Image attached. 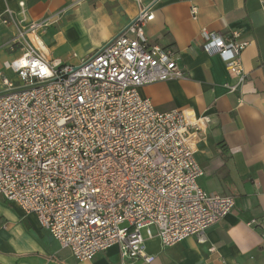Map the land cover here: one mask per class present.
Here are the masks:
<instances>
[{"label":"built area","instance_id":"built-area-1","mask_svg":"<svg viewBox=\"0 0 264 264\" xmlns=\"http://www.w3.org/2000/svg\"><path fill=\"white\" fill-rule=\"evenodd\" d=\"M152 18L150 6H140L119 33L71 65L42 48L37 33L49 18L16 21L8 8L0 15L15 29L8 47L21 51L8 62L15 78L1 76L0 194L79 261L117 245L122 258L150 263L142 231L163 246L190 236L203 244L206 229L235 205L233 196L198 184L203 169L194 153L209 117L160 111L139 93L184 75L176 52L145 34ZM238 35L200 30L202 49L218 54L240 84L249 41Z\"/></svg>","mask_w":264,"mask_h":264},{"label":"crops","instance_id":"crops-1","mask_svg":"<svg viewBox=\"0 0 264 264\" xmlns=\"http://www.w3.org/2000/svg\"><path fill=\"white\" fill-rule=\"evenodd\" d=\"M140 6L153 13L144 26L148 39L171 47L184 75L143 85L139 93L160 111L188 109L209 117L194 153L203 169L198 184L233 196L234 208L206 229L203 244L190 236L163 246L142 231L145 253L154 257L150 263L122 258L117 245L79 261L34 214L0 194V264H264V0H0V15L8 8L16 21L49 18L37 33L47 58L78 65L119 33ZM202 28L224 37L237 32L249 41L241 53L240 84L218 54L202 49ZM14 31L0 23V89L2 75L15 78L8 68L21 52L8 47Z\"/></svg>","mask_w":264,"mask_h":264},{"label":"rangeland","instance_id":"rangeland-1","mask_svg":"<svg viewBox=\"0 0 264 264\" xmlns=\"http://www.w3.org/2000/svg\"><path fill=\"white\" fill-rule=\"evenodd\" d=\"M126 225H127V223L125 222V223L121 224L120 226L122 227V226H126Z\"/></svg>","mask_w":264,"mask_h":264}]
</instances>
